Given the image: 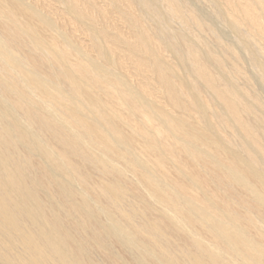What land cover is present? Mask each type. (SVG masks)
<instances>
[{"label": "bare ground", "instance_id": "6f19581e", "mask_svg": "<svg viewBox=\"0 0 264 264\" xmlns=\"http://www.w3.org/2000/svg\"><path fill=\"white\" fill-rule=\"evenodd\" d=\"M0 264H264V0H0Z\"/></svg>", "mask_w": 264, "mask_h": 264}]
</instances>
